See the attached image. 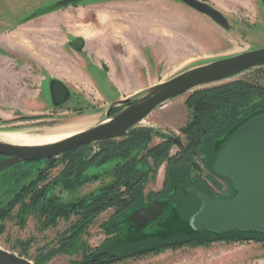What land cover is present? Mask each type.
Segmentation results:
<instances>
[{
	"label": "rangeland",
	"instance_id": "obj_1",
	"mask_svg": "<svg viewBox=\"0 0 264 264\" xmlns=\"http://www.w3.org/2000/svg\"><path fill=\"white\" fill-rule=\"evenodd\" d=\"M60 1L0 0V37L9 32L12 42L11 47L0 44V61H5L0 62L5 67L4 73L0 72V132L13 131L5 121L18 115L13 114L17 108L28 109L29 115L46 116L54 121L65 119L56 125L28 126V129L57 127L77 120L98 122L111 104L186 70L264 48V0H200L222 12L231 31L224 30L178 0H85L59 8L56 4ZM77 38L85 41L81 52L70 47ZM107 57L116 64L117 77L111 76L113 65ZM41 77H52L64 83L73 95L71 102L54 111L53 116L48 114L50 108L45 99L37 98ZM236 81L264 88V67L181 95L157 108L134 130L151 128L186 142L183 128L191 123L190 97L199 91ZM232 128L223 127L208 133L195 146L197 160L203 161L213 155L215 159L217 144ZM161 141L156 137L152 144ZM177 152L178 149L173 147L170 154ZM44 165L40 161L33 164L20 162L0 173V202H7L18 189L17 185L34 178L38 168L44 167L43 171L54 177L64 166L49 171ZM166 167L167 162L156 168L146 193L162 188L167 178ZM107 182L99 180L70 191L60 186L52 193L60 196L59 200L65 204L89 192L95 193ZM221 184L220 187L209 186L218 194L227 193V183ZM173 203L182 219H188L200 209L194 195L179 193ZM115 212L110 209L101 214L76 242L69 236L76 217H71L70 222L59 219L53 224V220L41 219L36 211L22 210V205L16 204L10 210L5 208L1 216L0 247L34 264H83L104 248L128 256L111 264H264V238L178 247L172 246V242L170 248L163 249L160 247L164 244L144 239L136 246L122 248L123 242L136 240L139 236L174 230L162 226L172 218V212L141 230L139 236L130 234L129 223L122 222L125 216L110 224Z\"/></svg>",
	"mask_w": 264,
	"mask_h": 264
},
{
	"label": "water",
	"instance_id": "obj_2",
	"mask_svg": "<svg viewBox=\"0 0 264 264\" xmlns=\"http://www.w3.org/2000/svg\"><path fill=\"white\" fill-rule=\"evenodd\" d=\"M82 1L85 0H62L56 6L65 8ZM178 1L208 17L224 30H232L225 15L210 4L200 0ZM70 45L74 50L81 52L85 48V41L83 38H77ZM262 67L264 48L251 49L191 68L168 81L117 101L108 107L104 117L93 126L58 143L19 146L0 139V156L6 157L0 161V173L22 161L56 158L80 146L125 137L163 104L204 86ZM68 93L65 84L55 82L53 96L57 98V105L66 102ZM120 107L124 108L112 115V112ZM174 141L182 146L179 140ZM215 154L212 167L214 174L230 182L233 187L228 199L213 198L197 184L189 189L182 188L183 194L188 196L193 193L200 202V209L194 215L182 219L170 199L156 200L148 209L141 207L128 212L122 222L129 223L131 235L139 236L141 230L172 212V218L162 226L173 227L174 230L165 234L139 236L136 240L123 243L131 244L144 239L164 240L171 237L193 239L205 235L214 239L235 235H244L251 239L264 238V112L258 111L235 125L228 136L217 144ZM175 192L174 189L171 196ZM0 264L34 263L0 247Z\"/></svg>",
	"mask_w": 264,
	"mask_h": 264
},
{
	"label": "flooded vegetation",
	"instance_id": "obj_3",
	"mask_svg": "<svg viewBox=\"0 0 264 264\" xmlns=\"http://www.w3.org/2000/svg\"><path fill=\"white\" fill-rule=\"evenodd\" d=\"M56 81L58 80L52 77H41L40 81V92L37 98L43 97V99H45L46 105L50 108L48 111L49 116H53L54 111L56 112L59 108L70 103L73 96L67 85H65L69 92L66 96V102L62 105H57V98L53 96ZM123 108L124 107L115 109L112 115H115ZM5 110L7 111L9 109L5 108ZM29 112L28 109H15L13 114L18 115L12 116L10 120H6L5 122H8L6 123L7 126L12 128V130H18L28 126L56 125V122L65 120L64 118H59L54 121V119L46 116L37 117L36 115H29ZM44 113H46V111ZM192 120L193 114H191L189 121L192 122ZM188 125L189 122L185 128H183V131L188 128ZM133 131L134 133L131 132L127 136L116 140L80 146L56 158L39 160L45 164V168H48L49 171L60 167V165L64 166L60 173L54 177H52L50 173L43 171L44 167L38 168L34 178L17 185L19 186L18 189L11 194L7 202H0V219L5 208H7V210L12 208L11 203L16 199L17 195L24 191L27 192L30 188L36 191L47 189L46 199L52 201L50 211L41 208L36 211L41 219L42 217H46L48 218L47 221L50 219V222L53 220L52 223L57 224L59 219L70 222L72 220L71 217L74 216L77 218V220L71 224L72 229L69 235L70 238L76 235L80 238L101 214L110 209L116 210L114 216L109 220V223L112 224L116 223L126 213L134 209L141 207L150 208L152 203L156 200L162 201L170 199V201L173 202L174 197L182 193V188L189 189L196 184L213 198L226 200L231 196L233 192L231 183L218 177L212 170L215 161V159H213L214 155L203 161H199L195 157L197 139L184 133L186 137L185 142L178 136H165L159 131L151 128L139 131L133 129ZM206 135L207 134H205L203 138ZM156 137L161 138L162 141L153 145L152 142ZM140 139L142 140L140 141ZM174 140H179L182 146H179ZM173 147L178 149L175 155L170 154ZM156 150L159 152L156 153ZM165 151H168L167 156H164ZM156 156L158 158H156ZM4 159H6V157L0 156V161ZM39 161L22 162L33 164ZM165 162H167V178L162 188L156 192L149 190V192L146 193L145 189L150 182L151 175H154L157 172L156 168H160ZM99 180L108 182L99 187L95 193L90 194L91 192H89L86 196L80 197L78 200H73L70 203H62V200H59L60 196H58V198L52 193L54 189L60 186L70 191L83 188L85 185L98 182ZM179 180L181 181L179 182ZM221 182L227 183V193L218 194L211 188L214 186H222ZM174 189L176 192L171 196ZM108 190L116 194V202L110 206L99 204L100 206L97 207L98 204L94 196L105 193ZM31 195L32 194H28L22 202L18 203L22 205V210L29 209L28 206ZM191 195L194 194L189 193L188 196ZM77 203L83 206V208L79 209L80 213H75L74 210L70 208V206ZM199 203V200L195 197V204L197 205ZM58 210L67 212L59 214ZM104 249L108 250V248ZM114 249L115 248H113V250ZM114 254L118 255V253Z\"/></svg>",
	"mask_w": 264,
	"mask_h": 264
},
{
	"label": "trees",
	"instance_id": "obj_4",
	"mask_svg": "<svg viewBox=\"0 0 264 264\" xmlns=\"http://www.w3.org/2000/svg\"><path fill=\"white\" fill-rule=\"evenodd\" d=\"M189 108L192 110L193 120L188 125V128L185 129V133L189 134L191 137L197 139L196 146L202 142V138L205 134L214 132L223 127L232 128L242 120L253 115L258 111L264 112V88L254 84L248 83L245 81H236L228 83L225 85H220L212 87L203 91H199L192 95L188 101ZM134 133V131H131ZM130 132V133H131ZM142 139H140L141 141ZM158 153L159 151H155ZM168 151H165L167 156ZM156 158H158L156 156ZM47 189L43 191L32 190L31 188L28 191L21 192L17 195L11 203V206H15L19 202H22L28 194H32L29 203L30 211H37L40 208L46 211H50L52 206V201L46 199ZM96 203L99 207L101 204H106L107 206L112 205L116 202V194L108 190L105 193H101L97 196H94ZM100 204V205H99ZM49 208V209H48ZM75 213H80L79 209L83 208L82 204H73L70 206ZM48 209V210H47ZM96 209V208H95ZM59 214L67 211L58 210ZM127 214V213H126ZM125 214V215H126ZM251 240L244 235H235L226 238L214 239L212 236H201L193 239H186L180 237H171L164 240H153L152 242H159L164 244L160 248H170L172 246L178 247L186 244H204L211 242H219L224 240H234L237 239ZM71 240L77 242L78 236H72ZM136 243L125 244L121 246L122 248H127L130 246L138 245ZM125 258H128L127 255H117L112 253L111 250L101 249L88 257L83 264H111L118 261H121ZM35 264H39L35 262Z\"/></svg>",
	"mask_w": 264,
	"mask_h": 264
},
{
	"label": "bare ground",
	"instance_id": "obj_5",
	"mask_svg": "<svg viewBox=\"0 0 264 264\" xmlns=\"http://www.w3.org/2000/svg\"><path fill=\"white\" fill-rule=\"evenodd\" d=\"M77 121L78 122L69 121L61 124L60 126L51 128H21L13 131L0 132V139L4 142L19 146L50 145L85 131L89 127L93 126L97 120L94 122L85 120Z\"/></svg>",
	"mask_w": 264,
	"mask_h": 264
},
{
	"label": "crops",
	"instance_id": "obj_6",
	"mask_svg": "<svg viewBox=\"0 0 264 264\" xmlns=\"http://www.w3.org/2000/svg\"><path fill=\"white\" fill-rule=\"evenodd\" d=\"M9 33V32H8ZM8 33H6V34H4V35H2L1 37H0V44L1 45H4L5 47H11L12 46V42H11V39H10V35H8ZM139 35V34H138ZM103 38V37H102ZM106 45V44H105ZM107 46H109V45H107ZM108 59H109V62L111 63V65H113V69H112V72H111V76L112 77H117V67H116V64L113 62V60L111 59V58H109V57H107ZM117 58V57H116ZM119 58L121 59L122 58V56L121 55H119ZM0 62H5L4 60H1ZM120 62L122 63V61L120 60ZM4 69H5V67H3V64H0V72L2 73H4Z\"/></svg>",
	"mask_w": 264,
	"mask_h": 264
}]
</instances>
